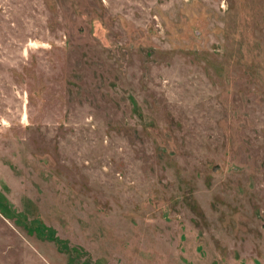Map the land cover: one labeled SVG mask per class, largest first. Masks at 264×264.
Returning a JSON list of instances; mask_svg holds the SVG:
<instances>
[{
	"label": "rangeland",
	"instance_id": "rangeland-1",
	"mask_svg": "<svg viewBox=\"0 0 264 264\" xmlns=\"http://www.w3.org/2000/svg\"><path fill=\"white\" fill-rule=\"evenodd\" d=\"M0 264H264V0H0Z\"/></svg>",
	"mask_w": 264,
	"mask_h": 264
}]
</instances>
